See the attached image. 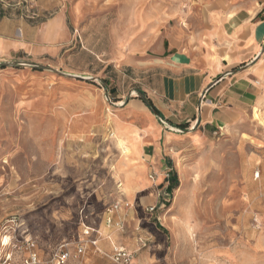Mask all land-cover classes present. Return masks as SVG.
<instances>
[{
    "label": "rangeland",
    "instance_id": "obj_1",
    "mask_svg": "<svg viewBox=\"0 0 264 264\" xmlns=\"http://www.w3.org/2000/svg\"><path fill=\"white\" fill-rule=\"evenodd\" d=\"M64 1L80 6L67 16L71 62L0 57V257L11 252L22 264L32 239L41 264L62 244L73 254L66 264H118L120 248L132 264H264V69L259 103L244 122L212 137L191 124L166 127L173 141L167 150L162 142L160 171L147 175L150 186L138 176L129 187L140 161L126 158L113 134L125 139L119 131L139 123L109 91L120 89L126 101L136 86L109 61L115 46L141 44L143 31L178 16L179 0ZM81 41L94 56L80 54ZM86 90L89 110L56 107L62 94L79 101ZM173 174L179 187L169 192ZM184 183L186 200L177 193Z\"/></svg>",
    "mask_w": 264,
    "mask_h": 264
},
{
    "label": "crops",
    "instance_id": "obj_2",
    "mask_svg": "<svg viewBox=\"0 0 264 264\" xmlns=\"http://www.w3.org/2000/svg\"><path fill=\"white\" fill-rule=\"evenodd\" d=\"M79 8L64 0H38L37 11L42 16L38 21L3 12L0 57L19 55L27 62L45 61L53 66L71 62L75 54L74 48H69L73 36L67 16L77 13ZM177 14L143 31L141 44L128 39L126 48L115 46L113 59L109 61L120 63L126 71L125 78L136 86L130 89L128 95H133L126 101L120 89L112 87L109 91L113 98H121L118 102L125 104L139 123L119 131L134 143L128 144L113 134L122 149L130 151L126 158L140 161L130 168L133 174L128 180L129 187L139 186L138 176L142 177L141 185L150 186L151 182L145 184L147 175L152 170L160 171L162 142L167 139V150L173 141L171 135L164 133L166 127L178 131L191 124L201 137L218 136L244 122L262 95L264 0H179ZM81 42L84 51L80 54L90 56L89 43ZM90 53L94 56V52ZM60 56L65 57L64 62H54ZM105 90L108 91L104 87ZM88 94L86 90L79 101L71 93L62 94L56 107L61 106L66 112L81 107L89 110L90 100L84 98ZM148 101L159 115L152 111ZM184 125L185 129L181 127ZM133 182L136 183L132 185ZM120 185L121 191L126 192L127 188L122 189L124 183ZM185 187L182 184L177 193ZM181 194V199L186 200V194ZM111 223L109 215L108 226ZM92 242L97 244L96 240Z\"/></svg>",
    "mask_w": 264,
    "mask_h": 264
},
{
    "label": "built area",
    "instance_id": "obj_3",
    "mask_svg": "<svg viewBox=\"0 0 264 264\" xmlns=\"http://www.w3.org/2000/svg\"><path fill=\"white\" fill-rule=\"evenodd\" d=\"M37 2L38 0H0V8H6L5 10L7 12H14L27 20L38 21L42 18V16L37 11ZM21 65L28 64L23 63ZM28 66L30 68L36 67V65L34 64H30ZM118 208V204H115L113 208L107 210V213L111 215ZM23 244L25 246H23L22 248H25V250L29 252V255L23 260L22 264H41L38 253H36V250H34V241L32 239H28ZM92 244L95 245V243L93 242ZM85 250L86 249H84L82 246H80V248H77L75 257L78 258L83 255L85 253ZM13 256L14 255L11 252L5 254L3 253V256L0 257V261L2 262V264H13ZM72 256L73 254L71 250H69L68 245L62 244L58 247L54 258L51 261V264H66L72 258ZM113 261L118 264H132V256L126 249L120 248L116 250V253L113 256Z\"/></svg>",
    "mask_w": 264,
    "mask_h": 264
},
{
    "label": "trees",
    "instance_id": "obj_4",
    "mask_svg": "<svg viewBox=\"0 0 264 264\" xmlns=\"http://www.w3.org/2000/svg\"><path fill=\"white\" fill-rule=\"evenodd\" d=\"M147 104H149V107L152 109V111L159 115L157 109L153 106V104H151L149 101L147 102ZM182 128H186V126H181ZM171 182L167 188V191L169 192H172L173 190L177 189L179 187V181H178V178H177V175L173 174V177H171Z\"/></svg>",
    "mask_w": 264,
    "mask_h": 264
}]
</instances>
